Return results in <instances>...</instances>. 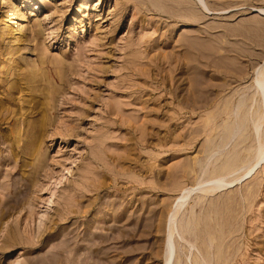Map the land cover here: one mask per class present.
<instances>
[{"label":"rangeland","instance_id":"obj_1","mask_svg":"<svg viewBox=\"0 0 264 264\" xmlns=\"http://www.w3.org/2000/svg\"><path fill=\"white\" fill-rule=\"evenodd\" d=\"M152 1L0 0V264H162L264 144V0ZM199 185L174 257L264 264V157Z\"/></svg>","mask_w":264,"mask_h":264},{"label":"bare ground","instance_id":"obj_2","mask_svg":"<svg viewBox=\"0 0 264 264\" xmlns=\"http://www.w3.org/2000/svg\"><path fill=\"white\" fill-rule=\"evenodd\" d=\"M152 1V0H151ZM158 1V0H157ZM163 1V0H162ZM154 1H152V3H153ZM167 2V1H166ZM151 3V4H152ZM158 3V2H157ZM156 3L154 2L153 3V5H155ZM159 4H160V0H159ZM163 4V3H162ZM158 4H156L155 6H157ZM161 6V5H160ZM159 6V7H160ZM166 7V6H165ZM168 7V6H167ZM162 8H163V6H162ZM190 8V7H189ZM177 9V8H176ZM184 9V8H183ZM188 9V8H187ZM166 10V9H165ZM189 10V9H188ZM176 11V10H175ZM187 11V10H186ZM262 11V10H261ZM190 12V11H189ZM174 13V12H173ZM176 13V12H175ZM181 13V12H180ZM192 13V12H191ZM187 14H189L188 12H187ZM183 15V14H182ZM192 15H194L193 13H192ZM185 16V18H186V16L187 15H184ZM189 16H191V15H189ZM189 16H187V18L189 17ZM197 17V16H196ZM193 18H195V17H193ZM189 19V18H188ZM191 19V18H190ZM193 21H194V19H193ZM16 25V24H15ZM246 26V25H245ZM14 27V26H13ZM256 27V26H255ZM260 27V26H259ZM259 27H257V28H259ZM250 28V27H249ZM254 30V29H253ZM12 32V29L10 28L9 29V32ZM237 31V30H236ZM252 31V30H251ZM258 31V30H257ZM234 32H235V30H234ZM240 32H241V30H240ZM260 32V31H259ZM245 33V32H244ZM236 34V33H235ZM240 34V33H239ZM242 34V33H241ZM4 35V34H3ZM11 36V35H10ZM242 36V35H241ZM8 37V33L6 34V38ZM5 38V39H6ZM6 46V45H5ZM262 47V46H261ZM8 49H9V45H7L6 46V51H8ZM210 49V48H209ZM242 50V49H241ZM240 51V50H239ZM222 57V56H221ZM42 58V57H41ZM227 58V57H226ZM223 59V58H222ZM42 60V59H41ZM40 60V61H41ZM264 60V59H263ZM215 62V61H214ZM43 63V62H42ZM253 65V64H252ZM262 66H264V64H261ZM262 66H260L259 65V67H262ZM259 67H257V68H259ZM256 68V69H257ZM260 69V70H259ZM258 69V71L256 70V72L257 73H255L256 75H254L255 77L254 78H252V79H254V81H255V86H253V89H254V87H255V89L257 90V93L260 95V101H259V99H258V101L260 102V106H261V108L258 106L259 105V102H258V105H257V107L258 108H260V111H259V113L257 114L256 113V115H258L256 118L254 117V120L252 121V122H255V120H256V125H254L255 123H253V128L255 129H257L258 130V128L259 129H261V128H263V127H259L261 124H264V67L263 68H259ZM232 70V69H231ZM255 70V69H254ZM232 72V71H231ZM37 75H38V73H37ZM40 75V77H43V74H39ZM45 78V77H44ZM47 78V77H46ZM45 78V79H46ZM253 81V82H254ZM253 84V83H252ZM53 89V88H52ZM254 89V90H255ZM46 90V89H45ZM256 90H255V92H256ZM54 93H56V92H54ZM46 95L48 96H46V98H49L51 95H52V91H50V90H46ZM255 95V94H254ZM256 96H258V95H256ZM253 97V96H252ZM246 99V98H245ZM253 99V98H252ZM243 100V99H242ZM47 101V100H46ZM252 101V100H251ZM242 102H244V101H242ZM48 103V102H47ZM248 103H249V101H248ZM42 104V107H41V111L44 113V114H46L45 113V111H46V106L45 105H48V104H43V103H41ZM222 105H223V103H222ZM236 105V104H235ZM242 105V104H241ZM250 106H251V104H250ZM221 107V106H220ZM219 107V108H220ZM244 109H245V107H244ZM249 109V108H248ZM1 110V109H0ZM250 110V109H249ZM248 110V111H249ZM256 110H257V108H256ZM255 110V111H256ZM248 111H247V113H248ZM255 111H254V113H255ZM250 113V112H249ZM251 113H253V112H251ZM44 114H42V115H44ZM243 114H245V112L243 113ZM45 117V116H44ZM243 118V117H242ZM213 119V118H212ZM237 119V118H236ZM214 120V119H213ZM239 121V120H238ZM248 121V120H247ZM41 123V122H40ZM210 123V122H209ZM41 126V125H40ZM247 126V125H246ZM262 126V125H261ZM17 127V126H16ZM217 127V126H216ZM245 127V126H244ZM232 130V129H231ZM257 130H253V131H257ZM215 131V130H214ZM225 131V130H224ZM259 131V130H258ZM261 131V130H260ZM231 132V131H230ZM234 132V131H233ZM254 132V133H255ZM232 133V132H231ZM253 133V132H252ZM253 133V134H254ZM40 134V133H39ZM228 134H229V132H228ZM255 134H258V132H256ZM261 134V133H260ZM231 135H233V134H231ZM215 136V135H214ZM259 136V135H258ZM260 136H261V138H260ZM259 136V138L262 140V135H260ZM230 137H232V136H230ZM213 138V137H212ZM255 138L257 139V135H255ZM259 138H258V141H256V139H255V141H256V144H258L257 142H260L259 141ZM208 139V138H207ZM230 139V138H229ZM236 139V138H235ZM227 140V139H226ZM226 140H225V142H226ZM237 140V139H236ZM242 140V139H241ZM212 141V140H211ZM228 141V140H227ZM254 141V142H255ZM250 142V141H249ZM249 142H248V144H249ZM252 142H253V140H252ZM38 143V142H37ZM223 143H224V141H223ZM241 143V142H240ZM263 143H264V140H263ZM210 144V143H209ZM215 144V143H214ZM238 144V143H237ZM261 144V145H260ZM36 146V145H35ZM212 146H214V145H212ZM246 146V145H245ZM254 146V145H253ZM257 146V145H256ZM208 147V146H207ZM218 147V146H217ZM36 148V147H35ZM34 148V149H35ZM212 147H210V149H211ZM253 148V147H252ZM257 151H254V153H253V156H254V158H252V161H251V159L249 160L250 162H249V164H248V161H247V165L248 166H246V169L245 170H243V172H242V174L239 176H235L234 178H232L233 176H234V170L238 167L237 165L238 164H236V160L235 161H233L232 162V159L231 160H228V161H225L224 162V165L222 166L223 168H220V169H224L223 170V172L225 173V174H231V173H233L231 176V180H229V179H226L225 177H227L223 172V174H224V176H222V173L221 174H219V175H217V176H213L212 178H210V179H208V180H205V181H201V182H199V181H196L197 182V184H196V187H198V184H202L203 186L204 185H208L207 187L205 186L204 188H207L208 189V187H209V189H210V191H208L210 194L211 193H213V191H217L218 189H220V188H222V187H224V186H226V185H229V184H232V182H236V181H239V178H241L242 179V176H244V175H246V174H248L249 172H250V170L252 169V167L254 166V165H256V164H258V162H260V160L261 159H263V157H264V144L262 145V143L260 142L259 143V146H257ZM37 149H38V147H37ZM209 149V150H210ZM213 149V148H212ZM243 149V148H242ZM253 150H254V148H253ZM252 150V151H253ZM205 151H207L206 149H205ZM205 151H203V152H205ZM251 151V150H250ZM210 152V151H209ZM209 152H208V155H209V157H211L210 155H212L213 154V152L211 153V154H209ZM255 152L257 153L256 155H255ZM237 153H239V151L237 152ZM205 154V153H204ZM231 154V153H230ZM38 155V154H37ZM205 156L207 157V154H205ZM252 156V157H253ZM243 157V156H242ZM247 157V156H246ZM245 157V158H246ZM36 159V158H35ZM38 159V158H37ZM206 159H208V158H206ZM38 161V160H37ZM210 161V160H209ZM39 162V161H38ZM202 162V161H201ZM205 163H207V162H205ZM242 163V162H241ZM202 164V163H201ZM242 164H244V163H242ZM32 166H33V164H32ZM35 166H37V165H35ZM241 166V165H240ZM244 167H245V164H244ZM256 167V166H255ZM191 168V167H190ZM189 168V169H190ZM36 168H34V170H35ZM199 169V168H198ZM238 169V168H237ZM190 171V170H189ZM221 171V170H220ZM238 170H236V172H237ZM189 173V172H188ZM191 173H192V171H191ZM219 173V172H218ZM215 175V174H214ZM229 177V176H228ZM203 183H205V184H203ZM191 185V184H190ZM211 187H210V186ZM193 186V187H192ZM190 188H186V186H184L183 187V189H181V193L175 198V201H174V204H172L173 205V211H172V209H171V211H170V214H168L169 215V218H167L168 220H169V227H168V229H167V233H166V240H164L165 241V243H164V251H163V258H162V264H180V261H181V259H180V261H179V256H177V258H175L174 256H175V251H176V242H175V240H174V236H175V233H177L178 232V228H180L179 226H178V228H177V224H176V222H178V213H179V208H177V207H175L174 208V205H181V203H183V201L186 203V201H185V198L187 197H189L188 195L191 193V192H193L194 191V189H196L197 190V188L196 187H194V184L192 185ZM200 186V185H199ZM181 187V186H180ZM189 187V186H188ZM201 187L202 186H200L199 188H198V190L200 191V189H201ZM227 187V186H226ZM203 187H202V189H204ZM201 189V191L203 192V190ZM205 191V190H204ZM196 192H198V191H196ZM206 192L207 191H205V194H206ZM201 195V194H200ZM202 203V202H201ZM176 205V206H177ZM182 205H184V204H182ZM180 208H182V207H180ZM214 208V207H213ZM184 209V208H183ZM182 209H180V211H181ZM211 210V209H210ZM169 213V212H168ZM180 214V213H179ZM177 218V219H176ZM206 220V219H205ZM179 223V222H178ZM214 224V223H213ZM167 225H168V223H167ZM166 228H167V226H166ZM181 230V229H180ZM219 231V230H218ZM182 232V231H181ZM222 233V232H221ZM182 234H183V232H182ZM187 234H188V231H187ZM178 237V236H177ZM211 238H212V236H211ZM217 238V237H216ZM163 241V242H164ZM203 241V240H202ZM220 242V241H219ZM204 244V243H203ZM194 245V244H193ZM203 246V245H202ZM190 247H194V246H191L190 245ZM189 247V248H190ZM209 248V247H208ZM180 252V251H179ZM181 253V252H180ZM184 253V252H183ZM187 253H189V252H187ZM185 254V253H184ZM184 254H183V256H184ZM205 254V253H204ZM187 255V254H186ZM216 255H217V253H216ZM174 259H176V260H174ZM184 259H188V258H185V256H184ZM204 259V258H203ZM207 260V259H206ZM188 261V260H187ZM197 261H198V259H197ZM208 261V260H207ZM183 261H181V263H182ZM201 262V261H200ZM194 263H196V262H193V264ZM183 264H184V262H183ZM187 264V263H186ZM216 264V263H215Z\"/></svg>","mask_w":264,"mask_h":264}]
</instances>
